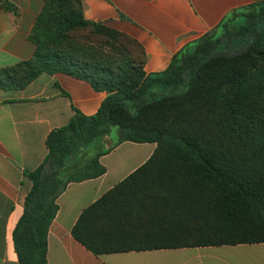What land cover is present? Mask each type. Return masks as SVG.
<instances>
[{
  "label": "trees",
  "instance_id": "16d2710c",
  "mask_svg": "<svg viewBox=\"0 0 264 264\" xmlns=\"http://www.w3.org/2000/svg\"><path fill=\"white\" fill-rule=\"evenodd\" d=\"M0 7L17 11L8 0ZM249 8L255 9L224 39L207 35L166 71L147 74L143 45L86 19L83 0H45L30 35L35 54L0 67V90L66 74L107 97L97 114L76 110L51 131L46 161L26 172L32 189L13 232L20 264H48L59 197L71 183L105 175L100 159L116 145L73 171L71 165L111 126L120 131L117 146L157 147L81 213L72 235L87 250L103 256L264 243V1Z\"/></svg>",
  "mask_w": 264,
  "mask_h": 264
},
{
  "label": "crops",
  "instance_id": "0c3cea01",
  "mask_svg": "<svg viewBox=\"0 0 264 264\" xmlns=\"http://www.w3.org/2000/svg\"><path fill=\"white\" fill-rule=\"evenodd\" d=\"M8 1L17 11L0 7L1 68L34 56L36 46L30 35L45 5V0ZM262 1L83 0L86 19L143 45L147 74L166 71L184 48L215 35L224 24L230 28L241 23L240 11ZM106 97L90 83L66 74H43L24 90H0V264H20L13 232L32 189L26 172L39 169L46 161L49 134L66 126L76 110L86 116L97 114ZM116 147L100 159L107 169L105 175L71 183L59 197L60 209L48 235V264H264V243L103 256L87 250L72 235L81 213L142 166L157 145L125 142Z\"/></svg>",
  "mask_w": 264,
  "mask_h": 264
},
{
  "label": "rangeland",
  "instance_id": "374dc122",
  "mask_svg": "<svg viewBox=\"0 0 264 264\" xmlns=\"http://www.w3.org/2000/svg\"><path fill=\"white\" fill-rule=\"evenodd\" d=\"M255 9V8H253ZM253 9L251 10L249 7H247L246 9L240 11L239 13V18L238 20H242V22L245 20V14L253 11ZM257 10V9H256ZM242 24V23H240ZM238 24L234 25V23L232 24V27H236ZM230 28H228V25L226 28H221L218 30V32L215 34V37L216 38H222L224 39L228 32L227 30H229ZM119 139H120V131H119V128L118 127H115V126H111L110 129H109V132H108V135L107 137L101 142V145L100 143H97L94 147H92L86 154L84 157L81 158V160L79 162H77V164H75L71 170H75L79 167H82L85 165V163L87 162L88 159H90L91 157L95 156L97 153H98V150H102V149H109L110 147L112 146H117L118 142H119ZM117 148V147H116ZM122 151V150H121ZM117 154H120V150L119 152H117Z\"/></svg>",
  "mask_w": 264,
  "mask_h": 264
},
{
  "label": "water",
  "instance_id": "95a60500",
  "mask_svg": "<svg viewBox=\"0 0 264 264\" xmlns=\"http://www.w3.org/2000/svg\"><path fill=\"white\" fill-rule=\"evenodd\" d=\"M250 45H251V42H249V43L247 44V47H246V48H248ZM72 160H73V159H72Z\"/></svg>",
  "mask_w": 264,
  "mask_h": 264
}]
</instances>
